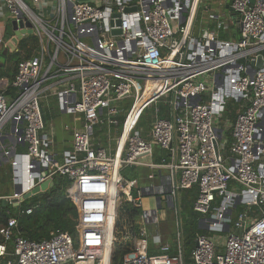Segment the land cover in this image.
Here are the masks:
<instances>
[{"label":"built area","instance_id":"built-area-1","mask_svg":"<svg viewBox=\"0 0 264 264\" xmlns=\"http://www.w3.org/2000/svg\"><path fill=\"white\" fill-rule=\"evenodd\" d=\"M226 1L219 0L224 13ZM4 2L0 51L9 50L2 17L7 22L20 12L31 20L40 49L20 65L17 95L0 90V164L12 165L22 188L0 196V209L14 199L20 208L26 194L61 176L71 182L67 194L78 204L79 223L76 237L57 232L36 242L23 238L18 219L10 218L0 228V264H112L123 203L142 211L123 264H264V0H232L238 40L211 29L229 27L214 14L194 36L203 0ZM117 29L121 35L113 34ZM54 98L60 113L75 118L72 146L61 154L46 133L44 104ZM160 103L168 107L166 118ZM230 105L238 112L233 123L225 118ZM147 111L154 119L145 137L140 121ZM223 126L231 128L230 142ZM18 145L25 152L17 153ZM157 150L167 159L155 162ZM132 166L150 169L147 180L159 184L127 179L123 171ZM194 187V211L225 239L198 236L187 258L179 220L176 254L161 240L150 254L148 225L159 224L161 213L155 198L154 208L144 210V197H171L179 217L180 194ZM238 206L258 210L233 220Z\"/></svg>","mask_w":264,"mask_h":264},{"label":"trees","instance_id":"trees-1","mask_svg":"<svg viewBox=\"0 0 264 264\" xmlns=\"http://www.w3.org/2000/svg\"><path fill=\"white\" fill-rule=\"evenodd\" d=\"M39 49V38L36 35H31L24 37L18 43L15 52L9 51L6 55L4 66L0 70V79L5 78L10 83L9 88L5 91L7 96L15 97L17 95V90L13 88V82L18 74L19 67L23 62L34 58ZM159 106L161 108L160 117L166 118L168 116V107L162 103H160ZM148 112L150 111H147L142 117L140 126L144 125L143 123L148 119ZM237 114V108L230 105L225 114V118H228L231 123H233ZM222 130L225 138L230 142L231 128L223 126ZM155 155V162L159 163L162 159H167V153H163L160 150H157ZM1 165L3 164H0V166ZM4 170L9 171L10 174L5 184H13L14 174L12 165L9 163L5 169L0 168V171ZM149 173L150 170L147 168H126L123 171V175L127 179L139 180L142 186L145 185L144 179ZM1 178H3V176H1L0 179ZM1 184L2 182L0 181V190L4 188ZM70 184L71 182L68 179L57 176L54 178V186L52 188L45 193L27 199L20 208L14 207L13 205L2 206L0 209V228L6 225L10 218L15 217L18 219V231H20L23 238L31 241L42 242L49 240L52 238V234L57 232H68L76 237L79 223V210L76 200L67 194ZM198 193V188L194 187L190 190L183 191L179 199V217L181 221L184 252L187 258L190 257L195 248L197 237L201 235L209 236V231L202 226L201 221L203 216L194 211V203L198 197ZM37 205L38 208L33 214L27 215L25 213L27 209ZM236 209L238 212H236L237 216L245 211H248L250 214H256L258 210L257 208L248 210L244 206H238ZM141 213L142 211L140 209L134 208L130 203H123L121 205L118 211L116 229L117 242L112 257V264H123L125 257L133 251L134 240L138 236L137 232L140 227L139 219ZM236 218H233V220ZM231 226H233V223ZM150 227L152 226L148 225L149 232ZM170 237L173 238L172 236ZM1 242L2 238L0 237V243ZM149 253L156 254L158 251L152 249ZM170 254H176L175 247L170 251Z\"/></svg>","mask_w":264,"mask_h":264},{"label":"rangeland","instance_id":"rangeland-1","mask_svg":"<svg viewBox=\"0 0 264 264\" xmlns=\"http://www.w3.org/2000/svg\"><path fill=\"white\" fill-rule=\"evenodd\" d=\"M81 1H88V0H81ZM208 9V12H205V10ZM211 14L214 15H220L221 19L220 22L225 23L227 27L226 29L218 31L216 30V26L213 24L211 29H214L215 32L221 34L222 39H230V40H238V28L233 25L232 21V16L231 14H225L224 13V8L219 6V0H203V4L201 5L195 27H194V36L199 37L203 31L207 30L210 26L209 16ZM4 52V51H3ZM5 59V58H2ZM53 103V102H52ZM49 103L50 105V113H46V133H50V131H53L57 135L56 140V147L59 148V144L62 143V145L68 146L69 143V132L66 131V127L72 129L75 127V123L72 116H68L65 114H62L58 111L56 104ZM132 104V101L127 104V109L130 108ZM47 106V104L45 105ZM49 108V107H48ZM148 114V119L145 120L143 123L144 125H141L142 129H144V135L147 136L149 131V127L152 124V121L154 119V112L150 111L147 113ZM63 136V138H62ZM7 166V163L3 164L0 166V168L5 169ZM9 171L4 170L0 171V177L3 176V178L0 179L2 182L1 186L4 188L1 190V195L0 196H9V195H3V194H13V188H14V183L13 184H5L7 177L9 178ZM155 205L154 198L151 197H144V210H149L153 209ZM237 209L234 210V212L231 214L232 219L237 217ZM238 213V212H237ZM160 223L159 224H153L150 227V234L151 235H156L157 232L160 230L162 235H176L178 232V225H179V220L180 217L177 216L176 212L173 210H169L167 208V205L164 204L161 216H160ZM179 218V219H178ZM209 218V217H207ZM205 218L202 219V226L206 228L207 226V221L204 220ZM181 222V221H180ZM209 236L211 238L217 239L219 241H223L226 237V233L222 234H216L209 232ZM174 238V236H172ZM172 238V239H173Z\"/></svg>","mask_w":264,"mask_h":264},{"label":"water","instance_id":"water-1","mask_svg":"<svg viewBox=\"0 0 264 264\" xmlns=\"http://www.w3.org/2000/svg\"><path fill=\"white\" fill-rule=\"evenodd\" d=\"M254 1L255 0H252V2ZM231 4H232V0L226 1L225 14H231L232 19L235 20L236 17L232 12ZM133 10L135 9L128 8L126 9V12H132ZM120 17H121L120 14H115V18H117V20L114 24L117 27L121 25ZM113 34L121 35L122 32L121 30L117 29L113 31ZM31 35H35L34 26L31 20L28 17L24 16L22 12L19 13L17 19H10L9 21H7L5 39L7 40L8 48L11 52H15L17 50L18 43L24 37L31 36ZM7 54H8L7 50H5L4 52L0 51V58H5ZM12 138L13 137H9L10 140H12ZM216 152H218L217 147H216ZM132 169H135V166H132ZM53 186H54V182L43 183L40 187H36V189H34L32 193L26 194L25 197L26 199H29L32 196V194H40L42 191H47ZM21 191H22L21 185L17 181V179L14 177V193L18 194V193H21ZM145 197L155 198L157 210L159 213L162 212L164 202L166 203L169 209L171 210L174 209V200L171 197H168L165 200H163L161 195H158V196L147 195ZM238 202L239 201H237V203ZM12 203L14 204L15 207L19 206L18 201L16 199H14ZM7 205H8V202L6 200H3L2 206L5 207Z\"/></svg>","mask_w":264,"mask_h":264},{"label":"crops","instance_id":"crops-1","mask_svg":"<svg viewBox=\"0 0 264 264\" xmlns=\"http://www.w3.org/2000/svg\"><path fill=\"white\" fill-rule=\"evenodd\" d=\"M5 4V2H4V0H0V10H4V5ZM2 21H3V23H4V25L6 24L7 25V22H6V18H4V17H2ZM9 51L10 50H8V53H9ZM11 52V51H10ZM4 63H5V59H2V58H0V70L3 68V66H4ZM10 83H9V81L7 80V79H5V78H3V79H0V90H4V91H7V89L9 88V85ZM11 97V96H10ZM54 103V104H56V107H57V101H56V99L54 98L52 101H50L49 103ZM49 103H45L44 104V113H45V117L47 116L46 115V113L48 112V113H50V105H49ZM47 104V106H45ZM49 107V108H48ZM57 109H58V107H57ZM59 111V110H58ZM73 120H75V118H73ZM66 129V131L67 132H69V138H70V140H69V143H68V146H65V145H62V143L61 144H59V148L58 147H56V140H58L57 139V135H56V133L55 132H53V131H50V133H49V135H53V137H54V140H55V152L57 153V154H61L63 151H65V150H68V149H70L71 148V146H72V130L71 129H67V128H65ZM7 131H8V133L10 132V128H8L7 127V129H6ZM62 138H63V136H62ZM24 150H26L25 148H24V146H21V145H18L17 146V149H16V152L17 153H23V152H25ZM7 164H9L8 163V161L6 162ZM135 169H139V168H136L135 167ZM148 169V168H147ZM150 170V169H149ZM160 175H162L163 177H167L168 175H169V171L167 170V169H164V170H162V172L160 173ZM144 183H145V185H150V184H154V185H158L159 184V180H155V181H148L147 180V176H145V179H144ZM0 192H1V190H0ZM13 193H14V188H13ZM0 195H1V193H0ZM165 205H166V203H165ZM155 206V205H154ZM168 208V207H167ZM169 209V208H168ZM169 210H171V209H169ZM161 218V217H160ZM160 223V222H159ZM178 233V232H177ZM163 233H161L160 232V230L157 232V234L156 235H149V237H148V240H147V250H148V252L150 251V250H152V249H154V250H157L158 252H159V249H158V246H157V243H156V240H161V243H163V244H165V243H168V244H170V245H172V247H175V245H176V241H177V238H178V235L176 234V235H172V236H174V238L172 239L171 237H170V235H162ZM175 236H176V238H175Z\"/></svg>","mask_w":264,"mask_h":264}]
</instances>
